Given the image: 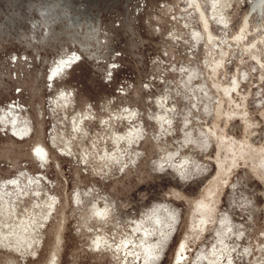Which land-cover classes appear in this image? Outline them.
<instances>
[{
    "label": "rangeland",
    "instance_id": "obj_1",
    "mask_svg": "<svg viewBox=\"0 0 264 264\" xmlns=\"http://www.w3.org/2000/svg\"><path fill=\"white\" fill-rule=\"evenodd\" d=\"M200 3L210 41L190 0H0V182L41 172L43 201L55 207L31 248L0 245V264H120L116 254L92 250L94 243L118 247L156 202L177 216L178 231L155 263L170 264L197 219L196 203L211 197L217 228L186 239L192 246L184 264H211L203 256L225 240L217 231L227 219L236 232L225 249L249 246L253 257L239 264H264V0ZM65 56L77 60L48 82L52 64ZM234 81L239 92L230 99L222 90ZM9 102L32 137L17 139L4 123L10 115L1 107ZM88 118L87 134L76 138L75 122ZM134 125L144 142L126 147V160L107 161L104 139ZM208 132L253 155L230 163L216 139L208 144ZM34 202L23 200L20 215ZM100 204L109 205L105 224L93 210Z\"/></svg>",
    "mask_w": 264,
    "mask_h": 264
},
{
    "label": "bare ground",
    "instance_id": "obj_2",
    "mask_svg": "<svg viewBox=\"0 0 264 264\" xmlns=\"http://www.w3.org/2000/svg\"><path fill=\"white\" fill-rule=\"evenodd\" d=\"M191 5L198 12V18L200 20V25L206 34L207 40H212L210 34V18L206 15L200 3V0H190ZM214 21H217L221 25H226L227 21L223 18L219 19L218 17L214 18ZM199 36V35H198ZM245 33H242L239 37L243 39ZM239 39V40H240ZM213 44V43H212ZM255 43H252L250 47L254 46ZM76 57H61L58 58L57 62H54L51 66L48 78V82L54 81L52 80L53 76L61 73L65 75L68 72V69L76 62ZM219 63H216L213 70L217 68ZM215 72V71H214ZM223 94L232 99L233 93H238L237 90V82L234 81L231 88L222 90ZM233 92V93H232ZM61 94H64L65 99H63V104L65 106L71 107L72 99L68 96V93L61 91ZM63 105V106H64ZM2 114H9L10 117H7L4 123H8V129H11L13 135L17 139L24 140L26 138L32 137L31 126L30 124L23 119L22 112L15 106V103H8L7 106L1 107ZM6 114V116H7ZM88 119H78L75 124V130L73 135L76 138H83L84 135L87 134L88 130L86 129ZM86 121V122H85ZM163 123L165 120L162 121ZM161 122V123H162ZM169 123V122H168ZM137 125H134L129 129L128 133H112L108 139L105 140V158L107 161H116V160H126L125 152L126 147H134L139 142H144L145 135L142 133L138 135V137H134L136 135ZM213 132H208L206 137H208L207 141L210 144L214 139H216V143L220 144L228 158H230V163H237L240 159H244L245 157L252 156L253 152L249 147H241L235 146L232 142L224 143L221 137H216V135L212 134ZM54 139V138H53ZM55 139H58L57 137ZM112 141L115 146H113L115 151L113 153H109L106 149L109 142ZM193 143L197 145L198 142H195L192 139ZM34 155L41 165L46 161L44 149L39 145H35L33 147ZM65 154L67 155V150L65 149ZM261 160L259 162V166L261 168L263 174V182H264V148L261 150ZM125 163V162H124ZM223 166L220 165V169ZM122 169L123 166H120ZM22 176H25L22 174ZM47 179L44 177L43 173L39 172L36 177L30 178L29 176H25L21 179L19 176L2 180L0 183V245L6 246L13 251H22L23 249L31 248L32 245L39 242L38 233L41 231V227L45 223L47 219L53 215V211H55V207L53 206V201H51L48 206L45 203V186L44 180ZM48 193V192H46ZM45 194V195H44ZM212 194V191L207 193L206 197L209 198ZM48 196V195H47ZM49 198V197H48ZM212 198V197H211ZM206 199L196 203L195 205V213L196 218L195 223L190 222L185 228V237L179 241L175 248V252L172 256L170 264H184L187 260L182 258L188 254V250L186 248L191 247L192 245H188L186 239L190 236L193 237H201L206 238L207 235L211 234L210 231L213 228H217L218 220L216 219V204L213 200ZM34 200L35 207L32 210H28L26 214L20 215V209L17 207L23 200ZM109 205L102 207V204L95 207L94 213L98 216V222L100 224H105L111 218V213L109 211ZM177 216L173 214L171 209L168 207V203L156 202L149 207V211L144 212L140 219H136L134 224H130L128 229H125V233L121 237L120 245L116 247V243L114 246H107L106 242L102 243V239L94 243V248L92 250L97 253L103 254L110 253L116 254L121 260L120 264H155L158 259L162 256L163 250L165 249V245L168 240H170L172 233H176L178 231L177 226ZM224 221V220H223ZM222 221V222H223ZM229 221V225H228ZM225 225L223 226L221 231H217V235L219 236L220 241L223 242L220 244V247L215 245L213 248L207 251V253L203 256V259L207 263L211 264H239L240 262L244 263L246 258L248 261L251 260L253 254L250 256L249 246L244 247V252L237 248V242L234 247L226 250L223 246L226 243V238L231 234L235 233V229L232 226V220L227 219ZM177 226V227H176ZM6 229L5 231H3ZM175 231V232H174ZM214 232V231H213ZM97 237L101 236V233H96ZM234 236V234H233ZM236 237V235H235ZM235 237H232L234 240ZM195 240V239H194ZM185 244L186 247H185ZM201 244H204L203 242ZM235 248V249H234ZM233 249V250H232ZM34 252V251H33ZM249 255V256H248ZM190 264V262L188 263ZM205 264V263H203Z\"/></svg>",
    "mask_w": 264,
    "mask_h": 264
}]
</instances>
